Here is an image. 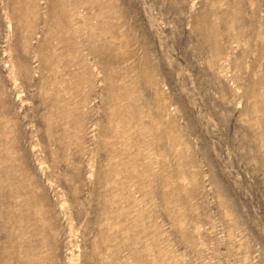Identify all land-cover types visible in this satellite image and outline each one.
Masks as SVG:
<instances>
[{"label": "rangeland", "instance_id": "374dc122", "mask_svg": "<svg viewBox=\"0 0 264 264\" xmlns=\"http://www.w3.org/2000/svg\"><path fill=\"white\" fill-rule=\"evenodd\" d=\"M0 264H264V0H0Z\"/></svg>", "mask_w": 264, "mask_h": 264}]
</instances>
